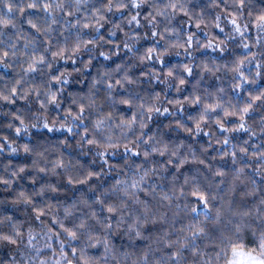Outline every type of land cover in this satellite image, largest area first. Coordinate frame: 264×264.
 <instances>
[{"label": "clouds", "instance_id": "clouds-1", "mask_svg": "<svg viewBox=\"0 0 264 264\" xmlns=\"http://www.w3.org/2000/svg\"><path fill=\"white\" fill-rule=\"evenodd\" d=\"M0 264H264V0H0Z\"/></svg>", "mask_w": 264, "mask_h": 264}]
</instances>
